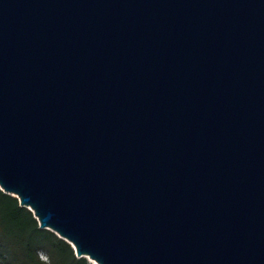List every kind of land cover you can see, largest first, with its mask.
<instances>
[{"label":"water","instance_id":"1","mask_svg":"<svg viewBox=\"0 0 264 264\" xmlns=\"http://www.w3.org/2000/svg\"><path fill=\"white\" fill-rule=\"evenodd\" d=\"M0 189L92 264H264V0H0Z\"/></svg>","mask_w":264,"mask_h":264},{"label":"trees","instance_id":"2","mask_svg":"<svg viewBox=\"0 0 264 264\" xmlns=\"http://www.w3.org/2000/svg\"><path fill=\"white\" fill-rule=\"evenodd\" d=\"M0 264L92 263L77 257L71 245L54 232L40 228L30 209L0 189Z\"/></svg>","mask_w":264,"mask_h":264},{"label":"rangeland","instance_id":"3","mask_svg":"<svg viewBox=\"0 0 264 264\" xmlns=\"http://www.w3.org/2000/svg\"><path fill=\"white\" fill-rule=\"evenodd\" d=\"M40 257L43 258V259L45 258V256H44L42 253H40ZM88 261H89V260H88ZM91 263H92V262H91Z\"/></svg>","mask_w":264,"mask_h":264}]
</instances>
